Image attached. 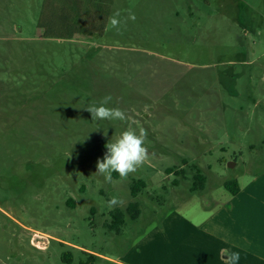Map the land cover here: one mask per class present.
Returning a JSON list of instances; mask_svg holds the SVG:
<instances>
[{"label":"rangeland","instance_id":"rangeland-1","mask_svg":"<svg viewBox=\"0 0 264 264\" xmlns=\"http://www.w3.org/2000/svg\"><path fill=\"white\" fill-rule=\"evenodd\" d=\"M87 5L84 16L109 12L101 37H66L74 0H0V264L148 259L172 220L233 202L225 182L264 199V0ZM108 95L126 121H92L86 108ZM129 127L147 130L148 159L105 182L96 162ZM113 196L123 204L109 208ZM116 209L119 234L107 228Z\"/></svg>","mask_w":264,"mask_h":264},{"label":"crops","instance_id":"crops-1","mask_svg":"<svg viewBox=\"0 0 264 264\" xmlns=\"http://www.w3.org/2000/svg\"><path fill=\"white\" fill-rule=\"evenodd\" d=\"M248 188L200 222L172 220L164 233L154 237L155 245L151 241L152 257L105 260L111 264H226L225 256L238 252L237 264H264V199L261 189H251L249 194Z\"/></svg>","mask_w":264,"mask_h":264},{"label":"clouds","instance_id":"clouds-1","mask_svg":"<svg viewBox=\"0 0 264 264\" xmlns=\"http://www.w3.org/2000/svg\"><path fill=\"white\" fill-rule=\"evenodd\" d=\"M120 13L116 12L110 17V24L113 28H118L120 20L118 19ZM129 19L135 20L134 13H129ZM112 97L105 96L98 104L93 103L86 108L91 113L92 121L109 120V121H126L128 119L124 110L118 107H108ZM107 135V132H105ZM147 139V130L140 128L138 131L131 127L127 128L120 135L114 139L109 140L105 144L107 151L102 159L96 162V172L104 177L105 182H112V174L118 173L123 179L131 173H134L141 167L148 159V151L145 147ZM123 201L118 197L113 196L108 201V207L114 208L117 205H122ZM239 253L234 252L225 256L226 264H237L239 261Z\"/></svg>","mask_w":264,"mask_h":264},{"label":"trees","instance_id":"trees-1","mask_svg":"<svg viewBox=\"0 0 264 264\" xmlns=\"http://www.w3.org/2000/svg\"><path fill=\"white\" fill-rule=\"evenodd\" d=\"M75 1V15L68 14L65 16L68 24V32L66 35L68 38H72L73 35L81 34L86 38H92L94 35H99L100 37L104 35L105 23L107 21L109 12L104 7L99 6L98 9H89L87 15L84 14V7L86 8L87 4L93 3L94 0H74ZM92 8V6H90ZM169 174L172 173L171 170H168ZM194 183L192 186V191H202L205 188L206 177H204L201 172L197 171L194 175ZM146 187L143 181L136 182L132 186L133 197H137L138 193ZM225 189L236 196L241 188L237 181H227L224 183ZM127 214L131 220L135 221L141 214V210L138 203H131L127 208ZM112 222L107 225V228L111 231H115L117 234L121 232L123 226L126 225L125 213L119 209L114 210L112 213ZM92 260L98 259V256L89 254Z\"/></svg>","mask_w":264,"mask_h":264}]
</instances>
